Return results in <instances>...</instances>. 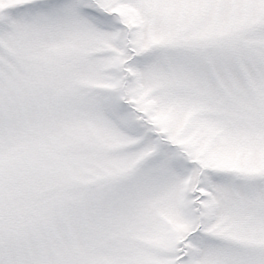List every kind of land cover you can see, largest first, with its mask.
Returning a JSON list of instances; mask_svg holds the SVG:
<instances>
[{
  "label": "snow or ice",
  "instance_id": "6c2138e0",
  "mask_svg": "<svg viewBox=\"0 0 264 264\" xmlns=\"http://www.w3.org/2000/svg\"><path fill=\"white\" fill-rule=\"evenodd\" d=\"M0 264H264V0H0Z\"/></svg>",
  "mask_w": 264,
  "mask_h": 264
}]
</instances>
